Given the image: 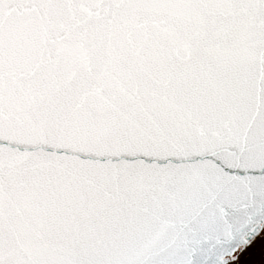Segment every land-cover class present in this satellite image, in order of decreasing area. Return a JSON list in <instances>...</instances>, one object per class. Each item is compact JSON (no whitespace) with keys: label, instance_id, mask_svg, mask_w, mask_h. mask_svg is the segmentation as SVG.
<instances>
[{"label":"snow or ice","instance_id":"6c2138e0","mask_svg":"<svg viewBox=\"0 0 264 264\" xmlns=\"http://www.w3.org/2000/svg\"><path fill=\"white\" fill-rule=\"evenodd\" d=\"M254 248L264 0H0V264Z\"/></svg>","mask_w":264,"mask_h":264},{"label":"flooded vegetation","instance_id":"af4514ba","mask_svg":"<svg viewBox=\"0 0 264 264\" xmlns=\"http://www.w3.org/2000/svg\"><path fill=\"white\" fill-rule=\"evenodd\" d=\"M249 260L251 264H261V261H264V253L259 248H254L250 250Z\"/></svg>","mask_w":264,"mask_h":264}]
</instances>
